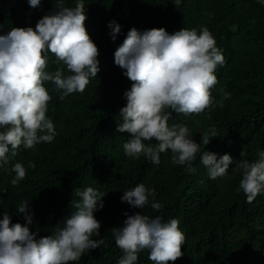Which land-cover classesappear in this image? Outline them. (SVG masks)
<instances>
[{
    "label": "trees",
    "instance_id": "1",
    "mask_svg": "<svg viewBox=\"0 0 264 264\" xmlns=\"http://www.w3.org/2000/svg\"><path fill=\"white\" fill-rule=\"evenodd\" d=\"M58 0H41L32 8L28 0H0V35L13 27H33L45 14L56 10ZM74 7L76 0H63ZM87 19L85 27L99 50L97 77L90 78L83 93L60 98L54 84L44 82L51 100L47 117L56 135L52 142H41L32 149L23 144L8 162H0V219L8 213L13 224H25L18 206L28 202L33 216L30 230L37 238L54 234L75 209L71 201H79L76 189L87 187L104 193L103 208L94 212L100 222L99 248L86 251L80 260L69 264H118L122 251L115 245L111 229L121 227L129 215L141 212L162 221L179 220L185 235L183 256L174 264H264V190L251 202L240 189L242 175L234 172L240 159L255 161L257 151H264V3L259 0H83ZM121 25L113 41L109 22ZM136 28L143 32L164 28L172 34L182 28L197 33L207 27L224 56L217 65V77L211 91L213 105L200 115L184 116L171 112L168 125H185L191 137L200 143L201 135L215 128L207 146L201 145L189 172L188 165L172 163L170 150L160 154L155 164L144 155H125L123 145L131 138L127 132H116L121 123L120 109L126 106L124 92L131 81L114 63V52L127 32ZM46 71L66 66L48 53ZM225 94L228 98L223 99ZM223 99V107L219 101ZM3 129H0L2 131ZM156 144L155 140L144 141ZM209 151L217 159L229 154L234 163L228 172L211 179L201 163V155ZM241 151L244 153L240 156ZM21 163L26 176L13 186L12 167ZM34 163L35 167H29ZM155 189V197L143 209L132 208L121 197L138 184ZM161 205L159 210L151 207ZM149 250L138 254L136 264H154ZM173 264V262H169Z\"/></svg>",
    "mask_w": 264,
    "mask_h": 264
},
{
    "label": "clouds",
    "instance_id": "2",
    "mask_svg": "<svg viewBox=\"0 0 264 264\" xmlns=\"http://www.w3.org/2000/svg\"><path fill=\"white\" fill-rule=\"evenodd\" d=\"M36 8L41 0H28ZM180 0H176L178 5ZM87 16L83 0H76L74 7H67L58 0L56 10L40 18L35 28L13 27L6 35H0V162H8V153L15 157L23 144L32 149L41 142L53 141L56 130L47 117L51 100L44 82H51L60 98L85 91L90 78L97 77L99 50L85 27ZM113 41L121 32L116 21L108 24ZM54 54L57 63L66 66L54 72L46 71L48 53ZM114 63L120 67L132 83L124 92L126 106L119 112L121 123L116 132H127L131 138L123 145L125 155L139 158L144 155L155 164L160 163V154L171 151L172 163L188 165L195 172L192 162L201 145L207 146L217 131L213 127L201 135L200 143L192 137L185 125H168L171 109L177 114L200 115L214 101L212 87L217 84L214 71L223 66L224 56L216 46L207 27L197 33L195 29L182 28L169 34L164 28H152L143 32L132 28L123 43L114 52ZM225 94L223 99H227ZM223 99L219 105L223 107ZM155 140L156 144L144 141ZM244 153L241 151L240 156ZM257 159L250 162L240 159L235 162L234 172L242 175L239 187L251 203L264 190V151H257ZM201 163L211 179L224 176L233 158L224 154L217 159L215 153L204 151ZM34 168V163H29ZM15 178L13 186L26 176L25 167L17 162L12 167ZM80 200L71 201L74 212L63 226H57L54 234L37 238L30 230L33 216L28 202L18 206L26 223L11 222L8 213L0 219V264H69L78 261L88 251L99 248L104 239L99 236L100 222L94 212L102 209L104 193L87 187L76 189ZM155 197V189L149 190L138 184L125 191L121 197L132 208L143 209L149 197ZM159 210L158 202L151 204ZM121 227H113L115 245L123 255L118 264H136L138 254L149 250L148 259L154 264H169L183 256L181 251L185 235L179 228V220L162 221L159 216L149 217L141 212L129 215Z\"/></svg>",
    "mask_w": 264,
    "mask_h": 264
},
{
    "label": "water",
    "instance_id": "3",
    "mask_svg": "<svg viewBox=\"0 0 264 264\" xmlns=\"http://www.w3.org/2000/svg\"><path fill=\"white\" fill-rule=\"evenodd\" d=\"M259 1H261L262 3H264V0H259Z\"/></svg>",
    "mask_w": 264,
    "mask_h": 264
}]
</instances>
